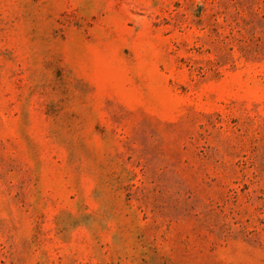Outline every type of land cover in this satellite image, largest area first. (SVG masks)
Here are the masks:
<instances>
[{
  "label": "rangeland",
  "instance_id": "obj_1",
  "mask_svg": "<svg viewBox=\"0 0 264 264\" xmlns=\"http://www.w3.org/2000/svg\"><path fill=\"white\" fill-rule=\"evenodd\" d=\"M0 264H264V0H0Z\"/></svg>",
  "mask_w": 264,
  "mask_h": 264
}]
</instances>
